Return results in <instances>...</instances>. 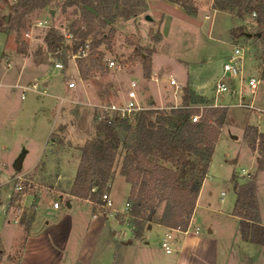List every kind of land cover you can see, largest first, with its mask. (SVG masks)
<instances>
[{"label": "rangeland", "instance_id": "obj_1", "mask_svg": "<svg viewBox=\"0 0 264 264\" xmlns=\"http://www.w3.org/2000/svg\"><path fill=\"white\" fill-rule=\"evenodd\" d=\"M63 1L50 0L44 8L24 15L16 24H11L8 21L9 18L5 21V17H9L11 13L9 5L15 1L0 0L1 241L9 242L10 234L6 235L5 227L10 218L19 229L18 238L8 251V255L3 256L6 250L1 251L0 264L18 263L25 235L30 231L32 222L36 220L38 229L45 226V220L50 222L54 220L51 212L43 214V207L47 208L52 200H58L57 193L54 192V185L50 179L39 176L42 173L46 175L51 172L52 174L57 169H61L64 176L60 183L67 186L76 173L75 153L70 151L71 153L64 155L54 144L51 145V137L61 145L68 143L63 134L65 126L60 124L54 129L57 122L56 107L52 111L40 107L41 99H44L46 95L38 93L61 94L65 91L66 78L63 70L58 73L54 70L49 74V81L55 84L56 89L53 86L45 88L42 82L41 77L44 76L42 75L44 71L49 68L58 69L54 66L55 62H62L70 69H77L82 80L92 84V90L103 94V98L100 97L103 104L112 100L122 103L124 99H122V93L130 88V80L136 79L139 97L147 107L145 111L168 114L172 108H177L175 106L186 105L184 95H187L188 106L191 108L214 106L209 101L228 108L226 123L214 147L208 169L209 177L205 181L200 200L195 207L192 225V227L199 226L201 233H206L210 228L214 230V236L227 235L230 228L221 224V221L224 218L222 213H230L233 208L235 200L233 184L234 182L242 184L247 180L255 179V173H252L249 178L243 176L244 179H240V169L257 172L255 160L257 162L259 158H264V151H261L258 146L256 152L252 151L258 142L246 139L244 136L247 124L257 125L264 131V112H258L252 106H244L251 102L254 93V99L263 103L264 81L258 86L256 92L251 90L245 82L240 97L237 88L232 86V91L216 94L213 84L221 73V71L219 73L220 60L225 53L226 56L230 53L234 44H240L245 49V74L261 76L264 42L260 43L256 33L262 30L264 25L257 24L255 13L238 17L236 9L220 10L214 0H190L188 6L193 13H189L179 2L172 0H144V4L138 7L142 10L141 12L129 19H124L119 15L123 0H112V5L104 3L106 9H111V13L105 17L106 24L103 28L105 33L111 35V40L109 42L103 40L96 47H91L88 56L77 59L73 57L74 35L73 39H70L65 38L63 33L67 29L71 30V24L85 15L83 9H88L92 13L94 11L85 5L63 8ZM146 14L150 15L152 20L145 19ZM112 15L115 17L112 18ZM209 22L211 29H208ZM238 27L244 29L245 35L234 39L230 31ZM50 28H54L57 35L61 37V40L56 42L54 51H49L44 41V36ZM246 33H250L251 36ZM80 42L82 41L79 40L78 45ZM135 45H139L145 52L151 51V55L157 52L153 57L154 70L160 71L166 77L172 74L177 80L185 82V85L175 89L166 82H162L159 90L156 84L153 87L147 78L156 73H152L150 69L149 76L144 77L142 64L134 55ZM23 47L25 53H18L17 50ZM108 59L113 60L115 66L109 67ZM82 72L87 73L86 78L82 77ZM198 82L205 85L204 94L209 101L200 97L198 86H192ZM33 85H35V91L30 89ZM81 89L85 90L84 86L82 88L79 85L75 88L79 92L82 91ZM20 93L25 94L26 101L20 99ZM178 97L181 100H177ZM82 98L84 104L80 106L81 110L76 116L73 134L89 136L92 133L93 124L95 133L92 139H104V133L96 129L98 123L93 117V107L86 104L84 96ZM240 102L244 104L241 106ZM75 107L72 110L73 113L77 112V105ZM194 114L201 115V112L199 110ZM257 115L261 118L260 120ZM186 118V114L174 116L173 126L169 129H174ZM116 129L118 147L108 183L112 182V179L113 182L112 187L107 184L108 189L105 191L109 193L111 190L112 208L106 209L103 206L101 196L96 202H90L91 216L100 220L103 228L99 243L90 244L91 259L84 260V264H145L144 257L160 262L171 255L164 252L162 243L167 242L168 246L172 247L174 241L172 232L167 238L164 236L165 230L155 225V220L166 207V201L160 200L159 197L148 201V205H154L155 212L149 219L142 221L141 236L136 237L134 218L129 215L130 204L126 203L127 185L120 176H115L125 155L124 141L132 136L120 127ZM23 150H27L28 153L20 169L15 170L13 164ZM42 152V158L39 160ZM157 162L177 170L184 179L199 177L201 174V164L196 154H188L179 166L162 160ZM190 163L193 166H190ZM34 166L33 171L27 170ZM233 174L234 180H232ZM255 182L258 210L264 224L263 172H258ZM28 183L31 189L26 188L23 193H16V185ZM149 189H152L153 195L167 193L166 189L160 187ZM59 203L61 209L67 208L60 201ZM145 211L147 215L150 210ZM68 213L72 214L75 223L78 224L76 234L70 242L74 251L78 239L84 236L83 225L86 212L77 210L73 206ZM129 240L132 241L131 244H128ZM146 240L149 244L143 245ZM2 248L4 246L0 242V249Z\"/></svg>", "mask_w": 264, "mask_h": 264}, {"label": "trees", "instance_id": "obj_2", "mask_svg": "<svg viewBox=\"0 0 264 264\" xmlns=\"http://www.w3.org/2000/svg\"><path fill=\"white\" fill-rule=\"evenodd\" d=\"M189 13L190 0H172ZM50 0H16L10 3L11 13L9 23L16 24L19 19L35 10L44 8ZM94 2L95 4H93ZM104 3L112 5V0H64L62 7L85 5L91 8L84 10L85 15L71 24L74 35V50L79 40L82 42L90 38V47H96L103 40L109 42L111 35L105 33V17L111 13V9ZM220 10L236 9V15L243 17L245 14L255 13V21L258 25H264V0H214ZM144 4V0H123L119 15L124 19L141 12L138 7ZM107 11V12H106ZM115 15H112L114 18ZM234 39L245 35L242 27L231 29ZM256 36L264 42V28L258 30ZM101 36V39H99ZM61 40L54 28H50L44 36V41L49 51H54L55 44ZM18 53H25V48H19ZM134 55L142 64L143 75L148 77L151 69V51H143L139 45L134 47ZM264 60V56H263ZM86 78L87 73L82 72ZM261 79H264V62L261 69ZM186 105L172 108L168 114L153 111H142L131 123L125 121L116 122L113 125L98 124L96 129L104 133V139L87 140L80 148V158L76 174L70 188V194L80 199L96 202L108 189V181L112 174V167L118 147V133L116 127L127 131L132 138L124 141L125 155L119 169L130 190L127 202L130 204L129 215L134 218L136 237L141 236L142 221L149 219L154 211V205H148L155 197L166 201V207L155 220L156 224L184 231L188 228L201 183L212 157L215 144L226 123L228 108L225 106L204 107L196 122H191L190 116L198 109L188 106L187 95H184ZM186 114V119L173 126V117ZM244 136L246 139L257 141V146L264 151V133L257 132L252 125H246ZM188 154L199 156L201 164L200 176L182 178L177 170L166 167L157 162L162 160L179 166ZM190 166H193L190 163ZM257 168L264 170V158L257 160ZM234 180V174L232 175ZM166 189L165 195H153L152 189ZM96 188V190H94ZM235 202L232 214L239 220L240 233L243 239L257 243H264V226L260 223L258 205L256 200V184L253 179L242 184L234 182ZM149 213L146 215V211ZM1 255V250H0Z\"/></svg>", "mask_w": 264, "mask_h": 264}, {"label": "crops", "instance_id": "obj_3", "mask_svg": "<svg viewBox=\"0 0 264 264\" xmlns=\"http://www.w3.org/2000/svg\"><path fill=\"white\" fill-rule=\"evenodd\" d=\"M168 14L170 15V12ZM169 15H167V19L170 18ZM208 29H211L210 22ZM156 53L157 52H154L151 55V71L152 73H156L155 76H157L159 80L158 82L155 83L153 81H149V78L147 79L149 82L153 84V87L154 84H156L155 86L157 87V90H159L162 82H166L167 84H169L168 77L171 76L175 78V76L170 74L169 76L166 77L163 74H161L160 71L154 70L153 57L155 56ZM225 58H226V53L224 54L223 58L220 60L219 73L221 71V66ZM54 70H56L57 73L60 71L55 68L53 69L49 68L43 72L42 75L44 76L41 77V79L45 88H49L53 86L54 89H56L55 84L50 83L49 81V77H50L49 74L53 73L52 71ZM64 81L66 82V80ZM131 81L137 82L136 79H131L130 82ZM263 81L264 79H260L258 86ZM177 82L180 85L183 86L185 85V82L179 80H177ZM65 85H66L64 87L65 91H63L61 94L57 92H53V93L43 92L38 94L46 95L44 99H41V104H40L41 109H46L50 111L54 110L53 108L55 107L57 109L56 111L57 122L54 129H56L60 124L65 126L63 134L65 135V139L66 141H68V143L66 145H61L60 142H58L52 137L51 138L49 137L51 139V145L54 144L55 147L58 148V150H60V152H62L64 155H67L71 153L70 151H73L75 153L74 155L75 168L77 169L80 158V148L84 145V143L87 140L92 139V136L95 133V129L92 124L91 127L92 133L89 134V136H78L79 134L76 136L75 134H73L75 130L76 116L79 115V112L81 110L80 106L84 104L82 96L86 98V104L93 107V117H94V106L98 104H102V102L100 101L101 99L100 97L103 98V94L92 90L93 89L92 84L89 82H85L84 80H81L80 82L77 83V86L80 85L82 86V88L83 86L85 88V90L81 89L82 91L80 92L75 90L77 86L74 89H69L67 87V84ZM192 86H198L197 88L200 92V97H203L205 101H209V99L205 97L204 94L205 89L203 88L205 85L202 82H198L197 84H193ZM21 87H25V86L22 85ZM256 89L254 92H256ZM127 90H125L122 93V99L125 97ZM137 92L139 94V90ZM254 97H255V93L251 100V105L253 109H256V111L258 112H264V99H263V103H260L257 102L256 99H254ZM179 98L180 97H178L177 100H181V98L180 99ZM20 99L22 101H26L27 98L25 96L24 98H21V93H20ZM109 101H111V99ZM209 102L212 103V105L217 106L215 105V103L211 101ZM260 104L261 105L263 104L262 105L263 107ZM76 105H77V112L73 113L72 110L76 108L75 107ZM257 118L259 119L260 117L257 115ZM247 125H252V124H247ZM252 126H254L257 129V132L264 133L262 128L258 127L257 125H252ZM53 131H51V133ZM256 149H257V145L256 148L252 149V151L256 152L257 151ZM27 153H28L27 150H23V152L21 153L23 155L22 162L25 156L27 155ZM42 154L43 152L39 156V160L42 158ZM39 162H37V164ZM209 165L210 162L208 164L205 177L201 183L198 196L196 199L195 207L197 206L200 200L205 181L209 177L208 174ZM255 165L257 172L256 171L249 172L246 169L241 168L240 176H239L240 179H244L243 176L249 178L251 177L252 173H255V177H254L255 178L254 181H255L258 172L264 173V170H259L257 168L256 160H255ZM35 166L32 167L30 170L29 169L27 170L33 171ZM50 173H47L46 175L42 173L39 177L48 178L53 182L54 185L53 190L55 193H57L58 200L61 203H63L67 208L61 209L60 207L59 209H52L50 203L47 208L43 207L44 213L43 212L42 213L46 214L47 212H51L50 214L53 215L54 220L53 221L51 220L52 222H50L49 220H45L44 222L45 226L40 227L38 229H37L38 224L36 220L32 222L30 231H28L27 234L25 235L22 253L17 264H84V260L91 259L90 257L91 251L89 250L90 244L99 243L101 229L103 228V225L101 224L102 222L97 218L94 219L91 216L90 213L91 201L87 199H80L70 194V188L72 186L74 178L67 186H64V184L60 183V180L63 179L64 176L61 169H57L52 174ZM115 176H120L127 185L128 188L127 189L128 192L126 194V198H127L130 190V184L125 181L124 177L120 175L119 172ZM112 182L108 183L110 184V187H112ZM109 193L111 195V190L109 191ZM255 194H256V190H255ZM256 199H257V195H256ZM73 206H75V209L77 210L80 209L81 211L86 212V216H85L86 218L83 225L84 236L83 238L78 239L77 247L75 248L74 251L72 249L71 246L72 244L70 242L71 239L74 238L73 235L75 236L76 234V229L78 224L75 223L76 221L73 219L72 214L68 213V211L72 210ZM218 212L220 213V210H218ZM193 214L188 226V231L185 233L181 230H175L159 224H155L156 226H160L165 230L164 234L165 233L171 234V232L173 233L172 234V239H174L173 246L172 247L169 246L170 247L169 252L164 251L166 254H171V255L169 257H166L164 260L160 262L153 261L147 257H144L143 261H145V264H264V243H257L243 239L240 233L239 220L236 216L232 214V211L230 213L229 212L222 213L224 215V218L222 219L221 224H225L229 226L230 228L229 233L227 235L217 234L216 236L213 235V231H214L213 229L209 228L206 233H201L199 226L192 227ZM11 219L12 218L9 219V223L5 227L6 235L10 234V237L9 238L7 237L9 242L3 243L0 239V242L4 246V248L0 250L1 251L3 249L6 250V253L3 256L8 255L9 253L8 251H10L15 240L18 238L19 229H17V227L11 222ZM259 219H260V223L264 226L263 222L261 221L260 214H259ZM80 227H82V225ZM131 243L132 241L129 240L128 244ZM147 244H149L147 240L143 242V245H147Z\"/></svg>", "mask_w": 264, "mask_h": 264}, {"label": "built area", "instance_id": "obj_4", "mask_svg": "<svg viewBox=\"0 0 264 264\" xmlns=\"http://www.w3.org/2000/svg\"><path fill=\"white\" fill-rule=\"evenodd\" d=\"M16 1V0H12ZM254 14V13H253ZM63 36L65 38L73 39V32L70 29L65 30L63 33ZM90 38L86 39L83 42H80V44L77 46L73 53V57L80 59L85 58L88 56V53L90 52ZM245 49L240 44H234L232 46V49L230 53L226 56L224 62L221 66V73L219 77L216 79V81L213 84V88L215 90V93H221V92H228L232 91V87H236L238 90L239 97L241 96L242 89L244 88L245 82L247 86L251 90H255L260 82L261 76L258 75L257 77L252 75H246L244 72V59H245ZM94 61L97 62L96 58H94ZM98 64V63H97ZM9 65V64H8ZM107 65L109 67L115 66V62L111 59L107 60ZM263 65V64H262ZM54 66L58 68L60 71H64V77L66 78V84L69 89H74L77 86V83L82 80L80 73L77 69H70L68 66H64L62 62H55ZM150 81L158 82L159 78L155 75H150L149 77ZM168 83L173 86L175 89L180 88V84L177 82V80L171 76L168 77ZM137 82L131 81L130 82V88L126 91L125 97L122 101V103H118L116 101H111L107 104H98L94 106V118L96 123L98 124H106V125H113L116 122L125 121L127 123H131L135 120L137 115L141 113L142 111H145L147 107L142 103L139 94L137 92ZM33 91L36 90L35 85L32 86ZM25 94H21V98H24ZM243 102H240L239 105H243ZM180 106V105H179ZM251 107V102L248 105ZM178 107V106H175ZM204 107H198L200 112L202 111ZM200 115L194 114L190 116L191 122L198 121ZM30 183L28 184H18L16 185V193L20 194L23 193L24 189L30 188ZM31 189V188H30ZM101 201L103 203V206L106 209L112 208V200L110 197V193L104 192L101 195ZM50 206L52 209H59L60 203L59 201L52 200L50 203ZM188 228L184 230L183 232H187ZM165 237L169 238L170 234L165 233ZM166 240V238H163ZM162 245L165 248V251H169V246L167 242H163Z\"/></svg>", "mask_w": 264, "mask_h": 264}, {"label": "water", "instance_id": "obj_5", "mask_svg": "<svg viewBox=\"0 0 264 264\" xmlns=\"http://www.w3.org/2000/svg\"><path fill=\"white\" fill-rule=\"evenodd\" d=\"M7 16L5 17V21L7 20ZM145 19H147V20H152V17L150 16V15H148V14H146L145 15ZM246 35H248V36H251V34L250 33H246ZM256 36H259V34H256ZM260 41V43H262V40H259ZM22 158H23V155L22 154H20L19 155V157L15 160V162H14V164H13V167H14V169L15 170H19L20 169V167H21V163H22ZM69 205V204H68ZM150 226V225H149Z\"/></svg>", "mask_w": 264, "mask_h": 264}, {"label": "bare ground", "instance_id": "obj_6", "mask_svg": "<svg viewBox=\"0 0 264 264\" xmlns=\"http://www.w3.org/2000/svg\"><path fill=\"white\" fill-rule=\"evenodd\" d=\"M165 252H169V251H165Z\"/></svg>", "mask_w": 264, "mask_h": 264}]
</instances>
